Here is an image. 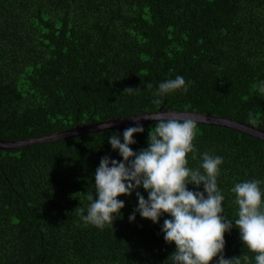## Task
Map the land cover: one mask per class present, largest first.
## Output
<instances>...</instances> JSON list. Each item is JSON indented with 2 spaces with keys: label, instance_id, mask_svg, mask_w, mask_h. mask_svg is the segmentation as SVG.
Listing matches in <instances>:
<instances>
[{
  "label": "trees",
  "instance_id": "16d2710c",
  "mask_svg": "<svg viewBox=\"0 0 264 264\" xmlns=\"http://www.w3.org/2000/svg\"><path fill=\"white\" fill-rule=\"evenodd\" d=\"M176 75L190 82L188 92L153 103L158 84ZM261 81L264 0H0L5 141L160 108L223 116L264 130ZM128 87L138 89L123 93ZM155 123H143L144 133L134 134L133 150L148 146ZM197 125L199 151L190 165L198 166L205 151L223 157L218 182L225 211L234 215V183L264 180V140ZM128 126L0 149V264H164L175 250L161 232L169 217L156 224L137 213L130 222L135 193L118 197L125 207L113 227L101 230L80 218L101 157L122 159L107 137L117 131L122 136ZM225 240L226 258L247 252L238 228L226 232Z\"/></svg>",
  "mask_w": 264,
  "mask_h": 264
},
{
  "label": "clouds",
  "instance_id": "9594fccd",
  "mask_svg": "<svg viewBox=\"0 0 264 264\" xmlns=\"http://www.w3.org/2000/svg\"><path fill=\"white\" fill-rule=\"evenodd\" d=\"M189 86L183 75L163 80L153 91V103H160L166 95L187 93ZM146 87L151 89L152 84ZM137 89L128 87L123 93L132 94ZM258 92L264 96V81L260 82ZM128 117L139 118L133 119L134 124L125 128L122 136L117 131L107 137L112 150L122 159L101 157L94 173V192L87 193L86 210L80 209L84 224L101 230L113 227L125 207V201L118 197L135 193L137 204L128 217L130 222L136 220L137 213L156 224L165 214L169 217L163 220L161 232L166 243H175V250L164 264H264V180L253 178L234 183L230 192L237 208L230 216L223 206L226 197L218 182L223 157L205 151L199 153L198 166L190 165L199 151L194 143L196 120L147 110L145 114ZM143 119L154 120L155 127L149 130L148 146L133 150L131 145L137 143L134 134L145 131ZM248 119L257 123L251 112ZM100 122L104 124L102 129L111 127V120ZM233 227L238 228L247 252L226 258L225 233ZM248 252L254 255L249 256Z\"/></svg>",
  "mask_w": 264,
  "mask_h": 264
},
{
  "label": "water",
  "instance_id": "95a60500",
  "mask_svg": "<svg viewBox=\"0 0 264 264\" xmlns=\"http://www.w3.org/2000/svg\"><path fill=\"white\" fill-rule=\"evenodd\" d=\"M160 112H164L168 116H179L181 118H190V119L196 120L197 122L216 124V125L232 128L234 130H237V131H240V132H243V133H246L251 136L264 140V130L256 128L248 123H243L238 120L231 119V118L202 113L198 111L172 110V109H167V108H160L156 111L148 112V113L156 114ZM138 118L139 117H134L133 119H138ZM133 119H131L130 117L111 119V127L107 129H111L114 127H120L124 125H132L134 124ZM152 121L154 120L143 119L142 123L152 122ZM103 127H104V124L99 121L95 123L79 125L69 130L59 131V132H55L52 134L35 137V138H29L25 140L5 141V140L0 139V149L20 148V147L39 144V143L60 140L63 138H69V137L78 136L81 134H87L90 132L104 130L102 129Z\"/></svg>",
  "mask_w": 264,
  "mask_h": 264
}]
</instances>
